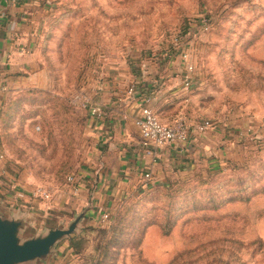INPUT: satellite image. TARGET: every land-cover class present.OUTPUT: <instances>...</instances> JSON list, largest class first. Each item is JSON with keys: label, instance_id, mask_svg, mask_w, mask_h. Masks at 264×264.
Listing matches in <instances>:
<instances>
[{"label": "rangeland", "instance_id": "374dc122", "mask_svg": "<svg viewBox=\"0 0 264 264\" xmlns=\"http://www.w3.org/2000/svg\"><path fill=\"white\" fill-rule=\"evenodd\" d=\"M49 4L36 49L40 84L0 110L1 162L11 170L0 172V189L68 186L92 154L90 111L73 93L159 74L184 49L197 65L187 116L251 128L239 157L130 193L108 222L81 225L74 245L60 241L51 264H264V0Z\"/></svg>", "mask_w": 264, "mask_h": 264}, {"label": "crops", "instance_id": "0c3cea01", "mask_svg": "<svg viewBox=\"0 0 264 264\" xmlns=\"http://www.w3.org/2000/svg\"><path fill=\"white\" fill-rule=\"evenodd\" d=\"M49 1L0 0V83L5 87L0 95L2 107L18 89L40 84L35 72L36 49L45 15L50 10ZM161 65L159 74L136 75L134 81L103 83L98 91L88 90L102 110L101 117L90 114L88 119L92 139L89 164L52 199L32 197L30 189L19 183L11 187L5 182L4 190L0 189L3 204L29 211L35 229L69 223L81 211H85L82 226L95 225L101 223L103 213L111 212L118 201L138 189L187 177L200 168L220 167L239 157L251 144L246 138L248 128L241 130L238 125L223 127L216 123L205 132L193 133L187 141L155 147L154 154L146 151L135 123L141 109L139 95L153 97L152 105L164 121H171L180 113L187 116L193 99L194 88L186 92L182 86L185 67L182 58L160 62ZM132 84L138 90L131 94ZM195 116L187 117L190 122L202 118ZM6 166L0 162V172L5 173L3 179L11 174ZM21 190H25L24 197L18 196Z\"/></svg>", "mask_w": 264, "mask_h": 264}, {"label": "built area", "instance_id": "2783aa9c", "mask_svg": "<svg viewBox=\"0 0 264 264\" xmlns=\"http://www.w3.org/2000/svg\"><path fill=\"white\" fill-rule=\"evenodd\" d=\"M181 58L184 62V76L182 79V86L184 91L191 92L196 84L195 72L197 65L192 58V54L189 49H184L181 53ZM4 85L0 83V95L4 92ZM137 85L132 84L129 87V92L136 93ZM141 109L140 113L135 118V123L140 129L142 144L146 147L148 153H156L155 147H161L166 143L187 141L190 139L193 133H202L215 125V121L211 117H202L200 120L190 122L188 117L183 113L178 114L171 121H164L155 108L152 105L153 97L147 94H140ZM72 100L74 103L83 108H88L90 114L93 116L101 117L102 110L98 102L91 96V94L80 89L73 93ZM2 108V101H0V110ZM249 131L251 128L248 129ZM246 133H249L248 131ZM4 152L0 149V162L4 159ZM146 176H150L147 173ZM71 181L74 180L73 176H69ZM77 190V187H75ZM25 191L18 192L19 197H24ZM32 197H41L44 199H52L53 192L42 185L34 187L30 191ZM110 219V213L105 212L102 214L101 221L103 223L108 222Z\"/></svg>", "mask_w": 264, "mask_h": 264}, {"label": "water", "instance_id": "95a60500", "mask_svg": "<svg viewBox=\"0 0 264 264\" xmlns=\"http://www.w3.org/2000/svg\"><path fill=\"white\" fill-rule=\"evenodd\" d=\"M85 211L66 225L35 229L29 211L7 207L0 199V264H49L55 246L81 227Z\"/></svg>", "mask_w": 264, "mask_h": 264}, {"label": "trees", "instance_id": "16d2710c", "mask_svg": "<svg viewBox=\"0 0 264 264\" xmlns=\"http://www.w3.org/2000/svg\"><path fill=\"white\" fill-rule=\"evenodd\" d=\"M76 239H78L77 237H76V235H73L71 238H70V241H71V243L74 245V242H75V240Z\"/></svg>", "mask_w": 264, "mask_h": 264}]
</instances>
